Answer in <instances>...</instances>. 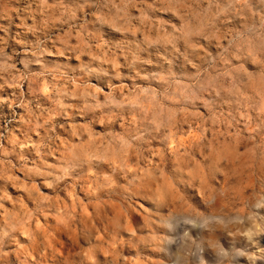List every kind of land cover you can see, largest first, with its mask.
Returning <instances> with one entry per match:
<instances>
[{"label":"rangeland","instance_id":"rangeland-1","mask_svg":"<svg viewBox=\"0 0 264 264\" xmlns=\"http://www.w3.org/2000/svg\"><path fill=\"white\" fill-rule=\"evenodd\" d=\"M0 264H264V0H0Z\"/></svg>","mask_w":264,"mask_h":264}]
</instances>
